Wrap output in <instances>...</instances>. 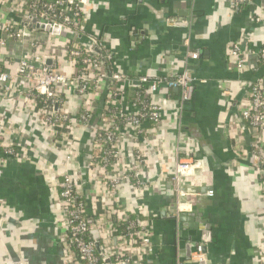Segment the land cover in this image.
Here are the masks:
<instances>
[{
	"label": "crops",
	"instance_id": "0c3cea01",
	"mask_svg": "<svg viewBox=\"0 0 264 264\" xmlns=\"http://www.w3.org/2000/svg\"><path fill=\"white\" fill-rule=\"evenodd\" d=\"M81 8L85 34L77 37L93 34L111 52L107 76L163 80L149 95L163 107L162 117L145 139L122 130L119 164L112 166V161L96 173L88 165L93 153L89 130L73 126L53 136L29 95L31 84L15 75L19 59L34 52L43 53L51 69L73 75L65 38L32 28L21 39L6 38L0 71L11 80L0 84V147L10 145L18 155L0 149V264H77L56 201L64 173L71 175L89 207V235L99 248L100 233L110 234L127 218L152 230L153 253L143 264H175L186 243L192 251L196 243L206 247L205 264H264V184L261 169L254 166V143L263 149V161L257 164H264V129L251 131L240 116L250 83L264 78V61L258 57L264 43V0L238 8L230 0H82ZM0 13L21 25L23 15L9 3L0 4ZM186 34L200 56L188 62L197 81L179 112V89L167 87L164 80L184 68ZM33 41L41 43L40 52ZM233 43L245 52L241 69L229 53ZM108 84V78L100 81L103 92L90 97L92 125ZM58 92L64 94L61 109L76 118L82 108L76 89L65 83ZM186 161L196 164L185 178L191 194L182 212L194 219L178 227L171 174ZM204 187H212L213 194ZM114 233L109 237L113 242ZM184 264L198 263L189 259Z\"/></svg>",
	"mask_w": 264,
	"mask_h": 264
},
{
	"label": "built area",
	"instance_id": "2783aa9c",
	"mask_svg": "<svg viewBox=\"0 0 264 264\" xmlns=\"http://www.w3.org/2000/svg\"><path fill=\"white\" fill-rule=\"evenodd\" d=\"M82 0H32L29 8L24 10L28 0H0V4L9 3L14 11H18L22 22L30 23L32 19L43 25H48L50 35L63 36L65 38V53L75 72L66 76L44 64L45 55L41 54V43L33 41V47L40 53L23 56L16 65L15 75L21 82L31 84L29 95L35 99L33 93L45 98H54L60 93L58 88L68 83L75 88L82 101V108L76 118L68 117L60 108L62 116H57L54 106L40 108V112L46 129L53 136H62L72 130L73 126L89 130L92 140L93 153L90 156L89 168L95 172L103 171L105 167L119 164L121 156L118 148V137L122 130H130L135 136L146 138L150 129L158 126L161 120L163 107L149 97L158 88L159 79H151L143 75L130 78L125 74H111L107 76L106 65L111 61L112 54L103 42L93 34L86 35L82 40L77 37L85 34L83 31L84 15L81 8ZM250 0H230L231 6L238 8L241 4ZM42 4L43 12L38 13V4ZM60 10L63 15H57ZM28 24L15 23L5 19L0 13V48L5 45L6 38L21 39L28 34ZM189 35L186 34L184 42L187 47L183 70L172 79H165L167 87L178 88L180 98L177 110L182 111L183 106L190 100L197 79L189 70V61L200 56L198 49L189 46ZM98 49V50H95ZM235 58V66L241 69L244 65V50L239 43H233L229 50ZM258 57L264 61V43L258 51ZM79 60L83 68L78 69ZM108 78V90L105 93L103 109L92 125L93 107L90 97L102 93L100 81ZM11 80L7 73L0 72V84ZM127 89V90H126ZM135 92V98L130 100L126 95L128 90ZM246 100L240 103V116L251 131L261 132L264 129V78L250 83ZM36 101V99H35ZM1 134V132H0ZM259 140V138H257ZM258 161H263V149L258 143H254ZM4 155H18V152L10 145L0 147ZM141 154L136 159L141 162ZM3 159L0 157V164ZM198 163V162H197ZM196 163L191 161L176 164L172 174L171 183L175 195L177 212L183 211L184 200L190 196L186 176L193 170ZM264 184V181H262ZM57 203L62 214L61 222L67 232V244L71 249L74 263L77 264H143L145 257L153 253L152 230L149 226L139 221H130L125 232L117 233V229L111 228L100 238L103 240L100 251L97 253L95 243L89 235L90 225L84 218L86 204L82 201L76 190V182L69 173H64L58 183ZM211 196L213 191H208ZM115 242L110 235L114 232ZM108 235V236H107ZM102 248V250H101ZM105 259L110 262L106 263ZM190 259L198 264H205L206 257L202 245H197L191 253ZM175 264H184V261L176 260Z\"/></svg>",
	"mask_w": 264,
	"mask_h": 264
},
{
	"label": "trees",
	"instance_id": "16d2710c",
	"mask_svg": "<svg viewBox=\"0 0 264 264\" xmlns=\"http://www.w3.org/2000/svg\"><path fill=\"white\" fill-rule=\"evenodd\" d=\"M31 1L32 0H28V2L24 5V10H26V9L29 8V4H30ZM42 4L43 3H39L38 4V9H37L38 10V13L44 11V9L42 8L43 7ZM56 14L57 15H60V16L63 15V13L59 9L56 11ZM81 68H83V65H82L81 61L79 60L78 69L81 70ZM33 95H35V99H36L37 106L40 107V108H43V107H51V106H54L55 103H57L58 108H59V110L57 111V116H59V117L62 116V114L60 113V108H61V105H62L63 100H64V94L63 93H61L58 96H56L54 98H51V99L45 98L44 96L38 95V94H35V93H33ZM135 95H136L135 92H131V94L128 95V99H130V100L134 99L135 98ZM178 101H179V98H178ZM66 115L68 117H70V115H68V114H66ZM254 150L256 151V149H254ZM260 162L261 161H259V163ZM254 166L256 168H258V169H261L262 174L260 176V179H261V181H264V168L261 167V164H257V163ZM82 201L87 205V203H86V201L84 199H82ZM88 208L89 207L86 206V209L87 210H86V213L84 214V218L88 221L89 225L91 226V224L93 223V216H91L89 214V211H88L89 209ZM116 225H117V227H116ZM116 225H115V227L118 228V231H120V232H125L127 230V227H128V223H126L124 225H121L119 223H116ZM97 253H98V251H97Z\"/></svg>",
	"mask_w": 264,
	"mask_h": 264
},
{
	"label": "water",
	"instance_id": "95a60500",
	"mask_svg": "<svg viewBox=\"0 0 264 264\" xmlns=\"http://www.w3.org/2000/svg\"><path fill=\"white\" fill-rule=\"evenodd\" d=\"M21 24H28V26L32 29H43L45 31H49V27L48 25H43V24H39L37 22H35V19H32L30 21V23H25V22H22ZM182 26H185L186 24L183 23V24H180ZM95 50H98V49H95ZM51 60L50 59H47L45 61L46 64H50ZM58 109V105L57 103L54 104V111H57ZM206 150V149H205ZM209 151H206V153H208ZM258 159L256 158L255 159V163H258ZM262 168H264V164H261ZM203 191L207 192V191H212V187H204ZM173 219L175 220V223H177L178 227H182L184 225H186L188 222H191L192 219H194L193 215L190 214V213H187V212H179L177 214V216H173ZM211 234V233H209ZM214 240V239H213ZM211 241V239H210ZM199 245V243H196L194 244V248ZM95 247H96V250L99 252L100 251V248H99V243H95ZM202 248H203V252L205 253L206 252V247L204 245H202ZM180 252L181 254L179 255V259L180 261H185V260H189L190 259V255L192 253V244L191 243H186V244H183V246H180ZM105 262L106 263H109L110 260L109 259H105Z\"/></svg>",
	"mask_w": 264,
	"mask_h": 264
}]
</instances>
